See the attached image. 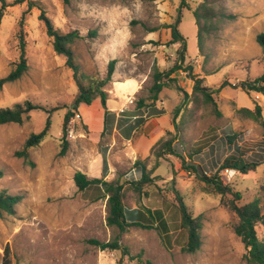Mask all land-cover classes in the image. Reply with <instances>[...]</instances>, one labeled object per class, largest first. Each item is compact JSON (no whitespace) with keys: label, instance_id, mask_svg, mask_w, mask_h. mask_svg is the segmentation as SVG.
<instances>
[{"label":"rangeland","instance_id":"374dc122","mask_svg":"<svg viewBox=\"0 0 264 264\" xmlns=\"http://www.w3.org/2000/svg\"><path fill=\"white\" fill-rule=\"evenodd\" d=\"M6 1L18 3L5 9L0 23V79L18 60L23 14L28 70L20 79L0 85V108L29 101L45 110H32L21 124H0V170L4 173L0 191L23 197L15 213L0 217V264L6 246L10 264H246L247 249L233 231L238 221L229 208L233 195L217 193L192 170H184L180 157L166 154L157 159L149 150L146 157L134 155L129 159L126 154L123 158L120 151L128 153V144L123 145L118 134L116 139L100 141L96 123L91 124L94 108L72 106L79 92L77 81L65 57L54 51L52 39L39 18L43 11L59 31H77L83 36L72 45L81 83H88L84 74L103 78L111 59L117 60L113 75L117 73L119 78L139 72L147 74L139 92L130 99L132 102L128 101L134 107L140 98L147 96L154 71L170 68L175 60L179 44L167 47L170 34L165 26L176 19L180 0ZM29 1L33 4L30 8ZM203 1L188 0V6L180 9L178 29L186 39L184 65H190L189 72L194 75L207 74L204 86L218 87L224 81L229 84L211 94L214 106L200 93H192L193 81L189 76L185 78V72L172 74L175 80L163 90V103H157L167 113L151 125L161 123L163 132L159 141L172 139L178 154L201 165L209 175L218 173V166L231 154L248 157L264 152V127L236 113L237 108L253 109L258 103L264 118V95L231 86L263 71L261 48L255 35L264 31V0H212L217 16L209 22V32L203 34L199 51L192 11ZM155 52L158 56L153 60ZM249 59L251 62L247 64ZM109 86L110 83L104 89ZM176 107H180V112L172 124ZM69 111L72 116L67 124V145L61 154L62 124ZM48 117L47 135L37 146L27 149L29 162L16 156L15 151L23 148L31 133L44 128ZM140 134L142 130L137 132ZM227 135H234L231 142ZM152 140L149 135L138 141L136 149L140 155H144L142 147L150 146ZM105 143L113 144L114 166L105 179L123 185L127 209L161 208L167 217L170 244L154 228L129 226L119 232L107 226L106 198L95 200L97 192L93 189L86 193L77 190L73 181L76 171L100 177L98 152ZM157 150L162 153L161 144ZM136 159L143 161L147 169L158 162L153 172L158 177L154 186L145 188L141 194L131 188V181L140 177L133 170ZM98 168L99 173H95ZM227 185L240 192L237 204L259 196L264 210V163L255 171L235 174ZM178 195L192 215L201 218V245L194 253L181 250L186 234L179 226L175 208ZM256 230L259 239H264V227L259 225ZM116 237L126 251L123 255L102 250L90 241L108 242Z\"/></svg>","mask_w":264,"mask_h":264},{"label":"trees","instance_id":"16d2710c","mask_svg":"<svg viewBox=\"0 0 264 264\" xmlns=\"http://www.w3.org/2000/svg\"><path fill=\"white\" fill-rule=\"evenodd\" d=\"M188 0H180V6L177 8V17L173 23L166 25L169 29L170 39L167 42V47L179 44V48L176 49V57L172 66L166 70H155L152 77L151 85L147 89V96L145 99L140 98L135 106L134 110L145 112L143 116H137L134 119H130L129 111L122 110L118 114L110 111L106 106L107 92L104 87L107 85L114 73L116 59H111L107 63L106 74L103 78L98 79L91 76L82 75L88 79L87 84H83L77 77L79 67L75 63L74 53L72 45L77 39L83 38L77 31L61 32L52 24L51 20L41 11L39 18L43 21L45 31L48 37L52 39V46L57 54H61L65 57L66 65L72 70L73 77L77 81L79 92L73 100L72 106L77 109L79 105H90L96 98H99L100 104L104 109L103 128L100 132V139H108L114 130H117L124 138H130L133 131L144 123L146 117L152 115H161L164 113L163 108L155 106L156 101L159 98L160 92L163 88L170 86V81L175 80L171 75L183 71L193 81L192 93H200L205 101L212 102L216 106L211 94H217L221 88L228 85L227 81H224L218 87H208L203 85L205 80L202 76L194 75L189 72L190 65L185 66V52H186V39L180 33L178 27L181 22L180 9L187 7ZM18 3L13 1L8 3L6 0H0V23L4 15V11L8 6ZM212 0H205L198 4L192 11V16L197 26V40L198 49L201 51L203 34L209 32L208 25L217 15L213 10ZM33 4L29 1L28 8ZM24 14L20 20V29L18 33L19 37V56L18 60L12 70L3 78L0 79V85L6 82H13L22 77V75L28 70L27 57L25 52V41L22 34ZM154 29H149V32ZM206 33V34H207ZM94 34L91 33V35ZM255 41L261 48L262 60L264 64V31H260L255 35ZM251 59L247 60V64H250ZM233 87H239L246 92L254 91L257 94L264 95V67L262 73L255 77H247L245 80L239 81L238 84H231ZM177 89L181 90L180 87ZM210 90V92L208 91ZM39 109L45 110L41 105L33 104L29 101L24 103L15 104L13 107H1L0 108V124L5 123H18L23 122L24 117H28V113L32 110ZM180 112V107H176L174 115L172 117V124L175 123V119ZM218 115L220 111L216 109ZM236 113L241 116L251 118L264 127V118L262 117L261 106L255 103L253 109L240 107L236 109ZM72 116V112H67L63 119L62 124V141L63 149L61 154L64 153L67 140V124ZM50 127L49 117L46 119L44 128L38 133H31L23 144L21 150L15 151V155L23 157L29 162V155L27 149L33 146H37L47 135ZM228 136V141L231 142L233 136ZM172 139L165 141H157L151 148V152L157 159H161L164 155L170 154L180 157L181 167L186 171H193L194 174L203 182L210 185L217 193L224 194L230 193L233 195L229 208L235 213L238 221L233 228L234 234L240 238L241 242L247 249L245 254L246 264H264V239H259L257 235V226L264 227V210L261 205V197L255 196L252 200L237 204L236 200L241 199L239 191H233L231 185H224L220 180L218 173L213 174L205 173L201 165H195L191 159L185 158L183 155L178 154L173 148ZM162 148V153L157 150V146ZM264 151V150H263ZM100 153L102 156V170L100 177H89L81 171H76L73 175V181L77 190L86 193L88 190L93 189L97 192L95 200L99 198H106L107 216L106 224L109 227L117 229L119 232L125 231L129 226H138L141 228H154L162 235L165 241L170 244L169 226L167 217L161 208L150 209H127L123 203V185L117 180L108 181L105 179L108 173V162L106 158L107 145L100 147ZM264 163V152H256L248 157L244 155L231 154L221 163L218 168L223 169L225 167L236 170V174H247L251 171H255L259 166ZM217 165V164H215ZM134 169L139 172L140 177L131 181V188L134 192L141 194L147 187L154 186L157 176H153L155 168L158 167V162H155L153 167L147 169L146 164L143 161L136 160L133 164ZM3 171L0 170V178L3 176ZM263 194H264V185ZM22 195L9 193L6 190L0 191V217L3 215H11L15 213V207L22 200ZM178 203L175 208L178 211L179 226L186 234L185 244L181 250L186 253L196 252L201 245V218L200 216H193L189 211L188 206L183 201L182 197L178 195ZM102 250L109 249L120 252L121 255L125 254V249L119 244V238L116 237L108 242H99L96 240H90ZM1 264H10L9 249L6 246L2 257Z\"/></svg>","mask_w":264,"mask_h":264},{"label":"crops","instance_id":"0c3cea01","mask_svg":"<svg viewBox=\"0 0 264 264\" xmlns=\"http://www.w3.org/2000/svg\"><path fill=\"white\" fill-rule=\"evenodd\" d=\"M147 38H149V37H147ZM164 50L166 51L167 49L164 48ZM156 56H158V52L154 53L153 60H155ZM178 76L179 75H177V77ZM187 76L188 75H185L186 79L188 78ZM206 76H207V74H203L202 75V77L204 79H206ZM146 78H147V74L140 73V72L137 73V74H128V75L126 74L124 77H121V78L118 77L117 73L112 75V80L109 82L110 86L107 89H105V91L107 92V100H106L107 108L110 111L115 112L116 114H118L122 110L126 109L127 111H129L131 113L129 115L130 119H134L137 116H142V115L144 116L145 112L134 110L136 105L134 107H131V105H128V101L130 99H132L139 92V90L141 89V86L144 83V81L146 80ZM192 85H193V83H192ZM166 88H163V90L166 89ZM163 90L160 92L159 98L156 101L155 106L158 107V108H163L164 109V113H162L161 115H158V116L152 115V116L146 117L144 123L141 124L138 128H136L133 131V133L131 134L130 138H128V139L124 138L117 130H114L112 135L109 137V138H112V140H113V139H116L115 136H116V134H118L121 137V139L123 140L122 144L123 145H126V143L128 144V153L125 152L124 149H122V151H120V154H123L122 155L123 158H124V156H126V154H127L126 158H129V159H131L134 155L135 156L138 155V156H141V157L148 156L149 155V150H151L152 146L157 141H159V139L161 138L162 132H163L162 124L159 123V122H155L154 125H151V122L157 120L162 115L167 113V110L164 108V106L160 107L157 104L158 102L163 103V100L161 98V94H162ZM257 95H259V94H257ZM82 105H83V108L88 107V106L91 107V108H94V111H93L94 112L93 113L94 121H91V124L93 122L96 123V130L95 131L97 132V134L99 133V138H100V132L102 131V128H103L104 109L102 108V106L100 104L99 98H96L92 102V104H90V105H85V104H82ZM171 122H172V120H171ZM88 125H90V124H88ZM139 130H142V134H140L138 136L137 132ZM149 135L154 140H152L150 146L148 144V145H144L142 147L143 151H144V155L143 154L140 155V152H138L137 149H136V144H138V141L141 138H143L144 136L148 137ZM100 141H102V140L100 139ZM103 141H105V140H103ZM103 145H107L106 158H107V162H108V173H109V170H110V173H111V171L114 168V166L112 165V162H111V154H112V151H113V144L109 145L108 143H105ZM98 153H100V150H99ZM100 155H101V153H100ZM136 160H138V159H136ZM134 162H133V164H134ZM133 168H134V166H133ZM101 170H102V156H101ZM133 170H135V169H133ZM94 172L95 173H99V168H98V170H96ZM93 176H96V175H93ZM100 176H101V171H100ZM89 177H91V176H89Z\"/></svg>","mask_w":264,"mask_h":264},{"label":"built area","instance_id":"2783aa9c","mask_svg":"<svg viewBox=\"0 0 264 264\" xmlns=\"http://www.w3.org/2000/svg\"><path fill=\"white\" fill-rule=\"evenodd\" d=\"M130 102H132V100H130ZM235 174L236 170L228 167H225L218 172V176L224 185L230 183Z\"/></svg>","mask_w":264,"mask_h":264}]
</instances>
